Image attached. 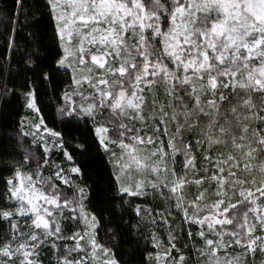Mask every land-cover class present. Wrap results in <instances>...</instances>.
I'll return each instance as SVG.
<instances>
[{"label":"snow or ice","instance_id":"snow-or-ice-1","mask_svg":"<svg viewBox=\"0 0 264 264\" xmlns=\"http://www.w3.org/2000/svg\"><path fill=\"white\" fill-rule=\"evenodd\" d=\"M0 264H264V0L0 4Z\"/></svg>","mask_w":264,"mask_h":264},{"label":"trees","instance_id":"trees-1","mask_svg":"<svg viewBox=\"0 0 264 264\" xmlns=\"http://www.w3.org/2000/svg\"><path fill=\"white\" fill-rule=\"evenodd\" d=\"M11 0H0V4H4V3H10Z\"/></svg>","mask_w":264,"mask_h":264}]
</instances>
